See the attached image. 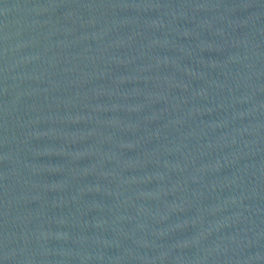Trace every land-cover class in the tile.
Wrapping results in <instances>:
<instances>
[{
	"label": "water",
	"instance_id": "water-1",
	"mask_svg": "<svg viewBox=\"0 0 264 264\" xmlns=\"http://www.w3.org/2000/svg\"><path fill=\"white\" fill-rule=\"evenodd\" d=\"M0 264H264V0H0Z\"/></svg>",
	"mask_w": 264,
	"mask_h": 264
}]
</instances>
